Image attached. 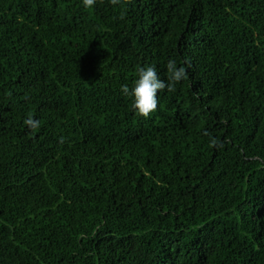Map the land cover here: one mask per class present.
I'll list each match as a JSON object with an SVG mask.
<instances>
[{"label":"trees","instance_id":"obj_1","mask_svg":"<svg viewBox=\"0 0 264 264\" xmlns=\"http://www.w3.org/2000/svg\"><path fill=\"white\" fill-rule=\"evenodd\" d=\"M0 264H264V0H0Z\"/></svg>","mask_w":264,"mask_h":264},{"label":"clouds","instance_id":"obj_2","mask_svg":"<svg viewBox=\"0 0 264 264\" xmlns=\"http://www.w3.org/2000/svg\"><path fill=\"white\" fill-rule=\"evenodd\" d=\"M113 2L115 3L116 0ZM95 3L96 0H82V5L85 8H91ZM166 68L169 73L167 80L160 77L155 65H150L138 70V78L131 88L127 84L121 85V93L132 98V107L139 115L148 117L153 113L158 106V92L174 90V84L186 77L185 68L177 67L172 60L167 62ZM25 124L30 129H36L39 127L40 121L29 117L25 120ZM210 142L215 144L216 140L210 137Z\"/></svg>","mask_w":264,"mask_h":264}]
</instances>
